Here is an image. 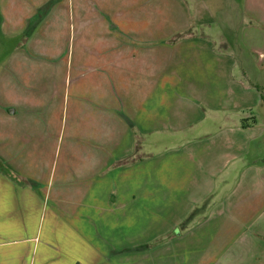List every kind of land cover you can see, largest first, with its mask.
Listing matches in <instances>:
<instances>
[{
  "label": "crops",
  "instance_id": "1",
  "mask_svg": "<svg viewBox=\"0 0 264 264\" xmlns=\"http://www.w3.org/2000/svg\"><path fill=\"white\" fill-rule=\"evenodd\" d=\"M199 3L0 0V264H264V0Z\"/></svg>",
  "mask_w": 264,
  "mask_h": 264
},
{
  "label": "rangeland",
  "instance_id": "2",
  "mask_svg": "<svg viewBox=\"0 0 264 264\" xmlns=\"http://www.w3.org/2000/svg\"><path fill=\"white\" fill-rule=\"evenodd\" d=\"M196 1H200V3L198 5H196V7H198V9L200 11H202V7L205 4L209 5L208 7H211V8H215L218 4L220 5V3H223L225 6H231V0H187V3H188V7H189V11H188V15L190 16L191 19H193V14L195 13V3ZM238 2L241 1V0H237ZM232 14V13H231ZM220 17H221V22L220 21V25L222 26L224 24L225 25H228L229 24V21H225L224 22V19L227 20L228 17H227V13H225V16H223V13H220ZM3 55H4V51L2 49V47H0V92L2 93L3 92V81H2V78L4 76V71H5V68L3 67ZM256 75H259V73H253V80H255V76ZM252 116H256V118L258 120H262V117L264 116V113H263V110H255V113H252L251 115L248 114L246 115L247 117V121L248 119H250V122L253 123V119L250 118ZM254 146H256L254 144Z\"/></svg>",
  "mask_w": 264,
  "mask_h": 264
},
{
  "label": "trees",
  "instance_id": "3",
  "mask_svg": "<svg viewBox=\"0 0 264 264\" xmlns=\"http://www.w3.org/2000/svg\"><path fill=\"white\" fill-rule=\"evenodd\" d=\"M263 101H264V96H263Z\"/></svg>",
  "mask_w": 264,
  "mask_h": 264
}]
</instances>
